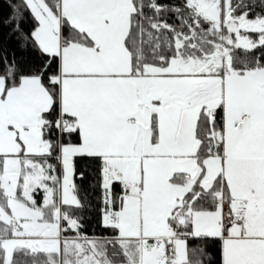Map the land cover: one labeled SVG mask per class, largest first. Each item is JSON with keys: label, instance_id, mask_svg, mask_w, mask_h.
<instances>
[{"label": "snow or ice", "instance_id": "snow-or-ice-1", "mask_svg": "<svg viewBox=\"0 0 264 264\" xmlns=\"http://www.w3.org/2000/svg\"><path fill=\"white\" fill-rule=\"evenodd\" d=\"M21 5L46 63L2 61L0 264H211L188 245L209 238L220 264H264V0ZM77 157L98 162L108 236L73 215Z\"/></svg>", "mask_w": 264, "mask_h": 264}, {"label": "trees", "instance_id": "trees-1", "mask_svg": "<svg viewBox=\"0 0 264 264\" xmlns=\"http://www.w3.org/2000/svg\"><path fill=\"white\" fill-rule=\"evenodd\" d=\"M7 11V16L3 20L5 27L7 28V33L13 40L14 46L5 50V53H0V72L3 71L4 65L2 63L3 58L7 56L9 60L14 59L16 64L19 65L20 69L25 74H31L34 69L42 70L46 63V58L41 62L37 58V53H39L32 45L31 40L21 39L22 34H27L25 27L26 24L33 20L30 13L23 8L21 5V0H0ZM147 2V0H145ZM159 4L167 5H179L182 3V0H157ZM19 6V13L17 12V7ZM144 12L148 16H153L154 13L152 10L145 8ZM15 17V18H14ZM160 21L167 22L174 27H179L181 21L177 18V15L172 12H161L159 17ZM17 21L19 22V27L21 31H17ZM145 28L151 30L149 25L145 23ZM170 35V33L168 34ZM255 38V34H249ZM264 50H255L252 55L260 56L261 52ZM1 52V51H0ZM240 55H243V52H239ZM39 63V64H38ZM54 65L49 67L47 71L44 72V82L48 83V76L52 73ZM53 116L55 113L52 114ZM222 116V112L217 113V120L219 121ZM67 139V137H66ZM74 142L76 137L71 138ZM49 163L56 166V175L59 173V165L55 160V157H50L48 160ZM75 164V176L74 184L76 185V192L78 199L81 201L83 207L79 209H72L73 215L79 217V221L82 225L81 232L87 234L88 236H108L110 230L104 229L100 224V209L103 207V190L99 186V168L98 162L91 158L87 157H77L74 160ZM81 173L84 175L81 176ZM118 192V189H117ZM66 235H73L69 232ZM189 248L194 246H199L204 249L205 259L210 261L211 264H220V244L218 240L215 239H190L188 241Z\"/></svg>", "mask_w": 264, "mask_h": 264}, {"label": "rangeland", "instance_id": "rangeland-1", "mask_svg": "<svg viewBox=\"0 0 264 264\" xmlns=\"http://www.w3.org/2000/svg\"><path fill=\"white\" fill-rule=\"evenodd\" d=\"M6 16H7V11L5 9L4 4L0 1V51H1L0 53H3V52L5 53L6 49L4 47L9 49L10 47L14 46V44H15V43H13V40L11 39V37L8 35V33H7L8 30L3 23V20L6 18ZM34 25H35L34 20H31L26 24L25 30L29 36H30V32L34 28ZM8 51L6 50L7 53H10ZM36 56L39 59V62H41L44 58H46L43 55H41L40 53H37ZM60 174H61V170L59 168L58 175H60ZM34 198L37 200L38 203H42L43 192L38 190L36 193H34Z\"/></svg>", "mask_w": 264, "mask_h": 264}]
</instances>
